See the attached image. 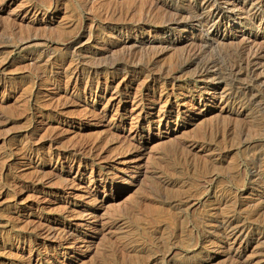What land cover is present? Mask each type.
<instances>
[{
  "label": "rangeland",
  "instance_id": "1",
  "mask_svg": "<svg viewBox=\"0 0 264 264\" xmlns=\"http://www.w3.org/2000/svg\"><path fill=\"white\" fill-rule=\"evenodd\" d=\"M201 1L0 0V264H264V2Z\"/></svg>",
  "mask_w": 264,
  "mask_h": 264
},
{
  "label": "bare ground",
  "instance_id": "2",
  "mask_svg": "<svg viewBox=\"0 0 264 264\" xmlns=\"http://www.w3.org/2000/svg\"><path fill=\"white\" fill-rule=\"evenodd\" d=\"M220 1V0H219ZM222 2H223V6H226V10L227 11H230L231 13H233V15L232 16H235V17H239V16H241V15H244V17H245V19L244 20H248V21H250L252 24H254L256 21H257V13L256 12H254L253 10H257V8L258 7H256V6H254V4H253V2H254V0H221ZM257 1H259V0H257ZM190 2V1H189ZM256 2V1H255ZM263 2H264V0H263ZM192 5H193V3H192ZM247 5H249V7H251V8H249L248 10H252V12L250 13L248 10H246L245 9V6H247ZM256 7V8H255ZM190 9H191V12H190V14H191V19H192V21H193V23L192 24H196L195 26H199V27H202V28H205L206 29V31L205 32H207L208 31V33H209V36H210V33H212L213 32V30H212V28H214L217 24H219V22H221L222 20H224L225 18H226V13H225V11H224V9H223V7H222V5L220 6L219 5V2H216V1H214V0H202L201 1V3L198 5V6H191V7H189ZM255 8V9H254ZM261 8V7H260ZM259 9V8H258ZM260 10V9H259ZM226 11V12H227ZM261 11V10H260ZM35 12H37V11H35ZM59 12V11H58ZM262 14V13H261ZM36 15V14H35ZM117 15V14H116ZM263 16V15H262ZM188 17V16H187ZM243 17V16H242ZM243 17V18H244ZM259 17V16H258ZM260 18V17H259ZM179 18H177V20H178ZM180 19H182V18H180ZM235 19V18H234ZM263 19V18H262ZM177 20H174V21H177ZM227 20V19H226ZM225 21V20H224ZM178 22V21H177ZM116 23V22H115ZM172 23V22H171ZM222 23V22H221ZM260 24V23H259ZM264 25V24H263ZM176 26V25H175ZM250 26H251V24H250ZM255 26H257V24L255 25ZM261 26H262V24H261ZM167 28H168V26H167ZM176 28V27H175ZM185 29V28H184ZM218 29V28H217ZM251 29V28H250ZM257 29V28H256ZM168 30V29H167ZM172 30V29H171ZM210 30H212V32L210 31ZM259 31V30H258ZM261 31V30H260ZM203 32V31H202ZM242 33V32H241ZM201 35H203V34H201ZM205 35H207V33H205ZM248 36V35H247ZM244 37V36H243ZM248 38H250V37H248ZM242 39V38H241ZM240 39V40H241ZM243 41L241 42V44H242V46H241V48H243L245 51H246V53L245 54H247V59H245V60H247V66H251V64H253V62H255L256 61V57H257V55H258V50H255L254 48H253V44H251V42H250V45H249V43L247 42V41H245V39H242ZM254 40V39H253ZM250 41H252V39L250 40ZM255 41V40H254ZM172 42V41H171ZM190 45V44H189ZM256 45V44H255ZM191 46V45H190ZM195 45L193 44V47H194ZM199 46H200V44H199ZM193 47H192V49H193ZM195 48V47H194ZM239 48V47H238ZM256 48V47H255ZM184 49V48H183ZM196 49V48H195ZM190 50V49H189ZM190 51H192V50H190ZM195 51V50H194ZM241 51V50H240ZM187 52V51H186ZM243 52V51H242ZM132 53V52H131ZM189 53V52H188ZM241 53V52H240ZM189 54H191V53H189ZM241 54H243V53H241ZM195 55V54H194ZM193 55V56H194ZM189 56H191V55H189ZM54 59V58H53ZM124 59V58H123ZM204 62V61H203ZM212 63V62H211ZM214 63V62H213ZM142 64V63H141ZM193 64V63H192ZM258 64V63H257ZM80 65V64H79ZM111 65V64H110ZM208 65V64H207ZM50 67V66H49ZM257 67V66H256ZM66 69V68H65ZM204 69V68H203ZM162 70V69H161ZM156 71V70H155ZM207 70H205V72H206ZM201 72H202V68H201ZM205 72H202L200 75H202V74H207V72L205 73ZM218 72V71H217ZM69 73H71V72H69ZM89 73V72H88ZM96 73V72H95ZM200 73V72H199ZM65 74V73H64ZM66 75V74H65ZM69 75V74H68ZM114 75V74H113ZM198 75V74H197ZM209 76V75H208ZM207 76V77H208ZM56 77V76H55ZM69 77V76H68ZM78 74L76 73V71L74 72L73 71V73L71 74V77H69V78H71V79H73V80H77L78 79ZM93 77V76H92ZM160 77V76H159ZM165 78V77H164ZM205 78V77H204ZM68 79V78H67ZM42 80V79H41ZM59 81V80H58ZM175 81V80H174ZM60 82V81H59ZM77 83V82H76ZM94 83V82H93ZM98 86V85H97ZM99 87V86H98ZM218 88V87H217ZM92 89V88H91ZM90 91V90H89ZM212 91V90H211ZM191 92V91H190ZM207 92H209V91H207ZM213 92V91H212ZM119 93V92H118ZM199 93V92H198ZM208 94V93H207ZM180 95H182V94H180ZM197 95V94H196ZM225 95V94H224ZM230 95V94H229ZM228 95V96H229ZM228 96H223V97H225V99H229L230 97H228ZM222 97V98H223ZM188 98V97H187ZM221 98V99H222ZM189 99V98H188ZM219 99H220V97H219ZM234 101V100H233ZM205 102V101H204ZM214 102V101H213ZM229 102V101H228ZM189 105V104H188ZM226 105V104H225ZM190 106V105H189ZM194 106V105H193ZM235 106V105H234ZM191 107V106H190ZM219 107V106H218ZM229 107V106H228ZM189 108V107H188ZM216 108V107H215ZM223 108V107H222ZM233 108V107H232ZM227 109H229V108H227ZM233 109H235V108H233ZM176 110V109H175ZM193 110V109H192ZM222 110V109H221ZM237 110V109H236ZM239 110V109H238ZM90 111V110H89ZM234 111V110H233ZM50 112V111H49ZM161 112V111H160ZM175 112H177V110L175 111ZM190 112V111H189ZM219 112V111H218ZM239 112V111H238ZM220 113V112H219ZM221 114V113H220ZM228 114V113H227ZM240 114V113H239ZM161 115V114H160ZM98 116H100V115H98ZM184 116V115H183ZM236 116V115H235ZM135 118V117H134ZM161 118V117H160ZM136 121V120H135ZM138 127H140V126H138ZM217 128V127H216ZM137 129V128H136ZM209 131V130H208ZM218 132V131H217ZM224 132V131H223ZM223 134V133H222ZM136 135H138V134H136ZM134 137V136H133ZM215 141V140H214ZM200 142V141H199ZM184 145V144H183ZM179 146V145H178ZM180 147V146H179ZM163 152V151H162ZM59 155V154H58ZM76 155V154H75ZM201 156V155H200ZM199 156V157H200ZM25 157V156H24ZM198 157V156H197ZM179 159V158H178ZM200 160H201V157H200ZM83 161V160H82ZM173 162V161H172ZM175 163V162H174ZM49 165V164H48ZM57 165V164H56ZM34 168V167H33ZM246 168V167H245ZM173 170V169H172ZM244 175V174H243ZM215 178V177H214ZM100 181V180H99ZM258 181V180H257ZM90 182V181H89ZM211 182V181H210ZM204 184V183H203ZM208 184V183H207ZM205 185V184H204ZM264 185V184H263ZM200 186V185H199ZM260 186H261V184H260ZM207 187V186H206ZM208 188V187H207ZM222 193V192H221ZM217 194V193H216ZM231 196V195H230ZM235 196V195H234ZM225 197V196H224ZM238 197V196H237ZM225 199V198H224ZM227 199V198H226ZM229 200L231 199V198H228ZM227 199V200H228ZM233 199V198H232ZM221 200V199H220ZM229 202V201H228ZM217 204V203H216ZM218 204H219V202H218ZM226 204V203H225ZM228 204H230V203H228ZM227 204V205H228ZM244 204V203H243ZM223 206V205H222ZM225 207H226V205H224ZM231 206H233L234 207V205H231ZM238 206V205H237ZM218 207V206H217ZM216 207V208H217ZM179 208V207H178ZM228 208H230V207H228ZM225 211V210H224ZM234 212V211H233ZM238 214V213H237ZM215 215V214H214ZM218 215V214H217ZM224 218V217H223ZM229 221V220H228ZM223 222H225V221H223ZM222 223V222H221ZM225 224V223H224ZM236 224V223H235ZM213 225V224H212ZM218 225V224H217ZM217 225H215V226H217ZM220 225V224H219ZM222 226V225H221ZM238 226V225H237ZM237 226H234V227H232V223L229 221V222H226V226L225 227H223V228H225V234L228 236V237H234V240H235V238H237V237H235V235H236V233H238V232H241L242 233V230H243V228L242 227H237ZM240 226V225H239ZM242 228V229H241ZM244 228H246V227H244ZM216 229V228H215ZM218 230V229H217ZM65 231V230H64ZM218 231H221V230H218ZM68 232H69V230H68ZM71 233V232H70ZM221 233H223V232H221ZM218 234V233H217ZM224 234V235H225ZM245 234V233H244ZM223 235V234H222ZM238 235V234H237ZM240 235V234H239ZM238 235V236H239ZM242 235V234H241ZM240 235V236H241ZM248 235V234H247ZM70 236V235H69ZM75 236V235H74ZM65 237V236H64ZM222 237V236H221ZM228 237H226V239L228 238ZM245 237H246V235H245ZM52 238V237H51ZM216 238V237H215ZM66 239V238H65ZM218 239H219V237H218ZM230 239H232V238H230ZM233 240V241H234ZM82 241V240H81ZM83 241H85V240H83ZM244 241V240H243ZM242 241V242H243ZM210 242V241H209ZM214 242H216V241H214ZM234 242H236V241H234ZM82 243V242H81ZM210 244V243H209ZM213 245H214V243H212ZM217 245V244H216ZM215 245V246H216ZM241 245V244H240ZM212 246V245H211ZM220 246V245H219ZM233 246V245H232ZM201 247V246H200ZM211 248V247H210ZM226 248V247H225ZM228 250V249H227ZM237 252V251H236ZM110 254V253H109ZM107 255V254H106ZM108 257V256H107ZM115 257V256H114ZM115 260V259H114ZM248 260V259H247ZM113 261V260H112ZM106 264V263H105Z\"/></svg>",
  "mask_w": 264,
  "mask_h": 264
}]
</instances>
